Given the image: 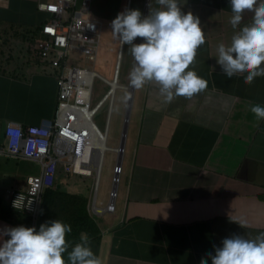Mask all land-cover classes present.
I'll return each instance as SVG.
<instances>
[{
  "label": "crops",
  "instance_id": "obj_1",
  "mask_svg": "<svg viewBox=\"0 0 264 264\" xmlns=\"http://www.w3.org/2000/svg\"><path fill=\"white\" fill-rule=\"evenodd\" d=\"M39 1L0 0V146L8 123L39 124L56 113V77L13 42L45 20ZM142 4L145 13L158 6L145 0L140 10ZM182 8L200 19L205 42L190 66L207 79L206 88L167 103L155 81L134 88L122 171L105 206L96 202L95 180L87 189L78 175L55 178V187L87 197L102 236L100 264H199L222 237L264 231V119L249 111L252 103L264 104V75L244 84L242 76L225 79L216 65L217 43L228 44L233 35L226 0H186ZM249 21L244 13L241 24ZM124 89L126 116L130 92ZM31 163L0 151V227L17 222L3 210L6 190L23 187L31 170H40ZM109 203L111 210L105 209ZM230 218L245 219L247 226Z\"/></svg>",
  "mask_w": 264,
  "mask_h": 264
},
{
  "label": "clouds",
  "instance_id": "obj_2",
  "mask_svg": "<svg viewBox=\"0 0 264 264\" xmlns=\"http://www.w3.org/2000/svg\"><path fill=\"white\" fill-rule=\"evenodd\" d=\"M185 3L156 0L158 6L148 7L147 13L125 7L109 22L112 37L121 48L128 45L133 58L128 84L139 89L155 81L166 103L179 95L190 98L208 84L190 66L205 36L199 17L182 8ZM226 3L233 35L228 44L217 43L215 63L225 79L242 76L243 83L250 84L264 75V0ZM244 13L250 14V21L242 25ZM136 37L141 38L139 42L134 41ZM249 111L257 120L264 119V104L252 103ZM231 220L242 228L247 226L245 219ZM71 231V225L57 217L45 219L38 226L5 224L0 227V264H100L86 234L81 233L74 244L66 240V233ZM212 248L199 264H264V231L255 235L233 233Z\"/></svg>",
  "mask_w": 264,
  "mask_h": 264
},
{
  "label": "built area",
  "instance_id": "obj_3",
  "mask_svg": "<svg viewBox=\"0 0 264 264\" xmlns=\"http://www.w3.org/2000/svg\"><path fill=\"white\" fill-rule=\"evenodd\" d=\"M92 0H40L38 9L46 18L38 29L22 31L26 36L28 57L47 65V72L56 77L58 98L53 118L39 124L8 123L0 151L10 156L37 163L40 170L28 176L23 187L6 190L8 203L16 211L32 217L37 223L42 197L47 186L55 187L58 174L93 176L98 187L104 162V138L108 128L113 100L119 83L123 49L118 45L113 78L109 79L85 63H95L101 46L104 23L91 14ZM90 25H93L90 27ZM100 78L109 88L93 106V85ZM109 100L106 128L94 121L97 109ZM118 148L112 151L118 154ZM99 167V169H98ZM122 166L115 165L116 173ZM113 195V193H112ZM105 209H113L109 203Z\"/></svg>",
  "mask_w": 264,
  "mask_h": 264
},
{
  "label": "rangeland",
  "instance_id": "obj_4",
  "mask_svg": "<svg viewBox=\"0 0 264 264\" xmlns=\"http://www.w3.org/2000/svg\"><path fill=\"white\" fill-rule=\"evenodd\" d=\"M128 0H92L91 6V14L94 17H97L103 20L104 29L102 31L101 37V46L99 49V53L97 55V59L95 63H85L82 61V65H88L94 68L103 76L111 79L113 78L115 64L117 61V51L119 42L111 35L110 29V20L116 15L114 11L118 12L126 7ZM141 1V2H140ZM145 0H132L131 6L132 8H139L141 3H144ZM115 9V10H114ZM141 12L145 13V4H142ZM16 40L13 41L17 48H21V50H25L26 36H16ZM8 39L7 41H9ZM18 41V43H17ZM135 42H139V37L134 38ZM128 45H124V52L123 57L121 60L120 65V72H119V83L122 85L128 84V76L127 73L129 72L130 68L133 64V58L131 57L130 52L127 50ZM15 50L14 48H12ZM23 54V51L21 55ZM109 86L100 78H96L93 85V98H92V105L94 106L106 93ZM129 91V90H128ZM127 98L128 93L127 90L124 88H117L113 100L112 111L110 115V123H109V130H108V138L106 145L109 147H116L119 146L121 143V138L123 134V119L125 117V108L127 105ZM109 114V100L105 101L96 111L94 114V121L97 126L104 130L107 124V118ZM118 158V154L111 150H106L104 152V162L102 165V170L100 174V181L98 185V192H97V204L99 206H105L111 199V190L113 189V181H114V174H113V166L116 164ZM24 163L23 161L21 162ZM30 167L37 168L39 165L35 163L28 164ZM39 169V168H38ZM36 173L39 172V170ZM31 173H35L34 170H31ZM77 176V175H76ZM123 174L121 175V177ZM121 179V178H120ZM76 181L79 182L80 186H84L87 189H92V183L94 182V178H86L84 176L76 177ZM120 185V181H119ZM118 185V187H119ZM91 193L93 191L91 190Z\"/></svg>",
  "mask_w": 264,
  "mask_h": 264
},
{
  "label": "trees",
  "instance_id": "obj_5",
  "mask_svg": "<svg viewBox=\"0 0 264 264\" xmlns=\"http://www.w3.org/2000/svg\"><path fill=\"white\" fill-rule=\"evenodd\" d=\"M87 203V197L81 194L72 193L60 187L47 186L42 197L36 225L38 226L45 219L56 217L68 222L72 231L66 233V240H70L74 244L79 240L81 233L86 234L93 252L98 257L102 240L101 231L94 218L89 214ZM3 210L7 211L8 215L18 217L15 225L32 224V217L29 214L14 210L9 203Z\"/></svg>",
  "mask_w": 264,
  "mask_h": 264
},
{
  "label": "water",
  "instance_id": "obj_6",
  "mask_svg": "<svg viewBox=\"0 0 264 264\" xmlns=\"http://www.w3.org/2000/svg\"><path fill=\"white\" fill-rule=\"evenodd\" d=\"M130 3V0H129ZM140 37H139V41H140ZM133 91L134 88L132 86L129 87V100H128V107H127V112H126V116H125V124H124V128H123V134H122V138H121V143L120 146L118 148V160H117V165L120 166L121 162H122V154H123V148H124V142H125V136H126V128H127V124H128V117H129V111H130V106L132 103V98H133ZM118 179H119V173H116L114 175V186H113V193H115L116 191V187L118 184ZM113 201V199H112Z\"/></svg>",
  "mask_w": 264,
  "mask_h": 264
},
{
  "label": "bare ground",
  "instance_id": "obj_7",
  "mask_svg": "<svg viewBox=\"0 0 264 264\" xmlns=\"http://www.w3.org/2000/svg\"><path fill=\"white\" fill-rule=\"evenodd\" d=\"M103 138H104L103 149L106 150V147H108L107 150H112L111 147L106 145L107 141H106V135L105 134H103ZM98 169H99V167H98Z\"/></svg>",
  "mask_w": 264,
  "mask_h": 264
}]
</instances>
